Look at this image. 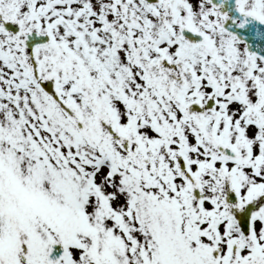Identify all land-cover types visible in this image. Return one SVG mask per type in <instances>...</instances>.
Wrapping results in <instances>:
<instances>
[{
  "label": "snow or ice",
  "instance_id": "6c2138e0",
  "mask_svg": "<svg viewBox=\"0 0 264 264\" xmlns=\"http://www.w3.org/2000/svg\"><path fill=\"white\" fill-rule=\"evenodd\" d=\"M0 264H264V0H0Z\"/></svg>",
  "mask_w": 264,
  "mask_h": 264
}]
</instances>
